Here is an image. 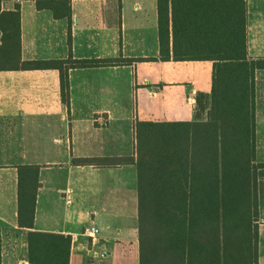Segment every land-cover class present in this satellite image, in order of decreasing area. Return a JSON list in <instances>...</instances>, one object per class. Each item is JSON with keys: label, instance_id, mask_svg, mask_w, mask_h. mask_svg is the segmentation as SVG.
Here are the masks:
<instances>
[{"label": "crops", "instance_id": "1", "mask_svg": "<svg viewBox=\"0 0 264 264\" xmlns=\"http://www.w3.org/2000/svg\"><path fill=\"white\" fill-rule=\"evenodd\" d=\"M69 1L67 20L35 0H1L4 11L20 6L23 61L71 54L101 63L69 70L68 104L56 70L0 71V264H29V232L70 237L68 264H139L136 168L127 161L134 125L194 121L197 95L211 94L213 61L176 60L173 50L182 56L195 37L184 29L194 5L205 15L221 0ZM244 1L247 56L264 58V0ZM159 14L168 21L167 60ZM254 113L255 162L264 165V69L255 71ZM27 181L35 186L31 228L18 221ZM258 181L257 264H264V177ZM90 225L93 238L83 235Z\"/></svg>", "mask_w": 264, "mask_h": 264}, {"label": "trees", "instance_id": "2", "mask_svg": "<svg viewBox=\"0 0 264 264\" xmlns=\"http://www.w3.org/2000/svg\"><path fill=\"white\" fill-rule=\"evenodd\" d=\"M220 4L205 15L194 5L184 29L195 37L182 56L173 50L176 60L213 61L211 94L197 95L194 121L134 125V155L127 161L136 168L139 264H257L258 179L264 165L255 162L254 76L264 69V58L247 56L245 1L232 0L231 8L229 0ZM35 5L54 19L70 20L69 0ZM159 45L160 59H169L168 21L160 14ZM100 63L71 54L23 61L20 6L4 11L0 0V71L56 70L61 100L68 104L69 70ZM32 184L19 185L18 221L28 228ZM70 240L29 232L28 263L68 264Z\"/></svg>", "mask_w": 264, "mask_h": 264}, {"label": "built area", "instance_id": "3", "mask_svg": "<svg viewBox=\"0 0 264 264\" xmlns=\"http://www.w3.org/2000/svg\"><path fill=\"white\" fill-rule=\"evenodd\" d=\"M98 234V229L94 226L90 225L85 228H83V235L88 237H95Z\"/></svg>", "mask_w": 264, "mask_h": 264}, {"label": "rangeland", "instance_id": "4", "mask_svg": "<svg viewBox=\"0 0 264 264\" xmlns=\"http://www.w3.org/2000/svg\"><path fill=\"white\" fill-rule=\"evenodd\" d=\"M125 87H126V88H125V92H126V94H127L126 96H128V86H127V84L125 85ZM127 104H129V101H127ZM259 175H260V176L262 175V176L264 177V170H262V169L259 170ZM263 196H264V195H263ZM262 204L264 205V203H262ZM262 214H263V213H262ZM261 222H262V221L260 220V223H261Z\"/></svg>", "mask_w": 264, "mask_h": 264}, {"label": "water", "instance_id": "5", "mask_svg": "<svg viewBox=\"0 0 264 264\" xmlns=\"http://www.w3.org/2000/svg\"><path fill=\"white\" fill-rule=\"evenodd\" d=\"M102 256L105 255L104 253L101 254Z\"/></svg>", "mask_w": 264, "mask_h": 264}]
</instances>
